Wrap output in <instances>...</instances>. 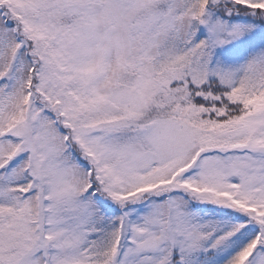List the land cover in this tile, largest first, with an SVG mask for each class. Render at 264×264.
<instances>
[{
    "label": "snow or ice",
    "instance_id": "1",
    "mask_svg": "<svg viewBox=\"0 0 264 264\" xmlns=\"http://www.w3.org/2000/svg\"><path fill=\"white\" fill-rule=\"evenodd\" d=\"M0 264H264V0H0Z\"/></svg>",
    "mask_w": 264,
    "mask_h": 264
}]
</instances>
